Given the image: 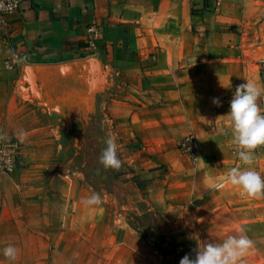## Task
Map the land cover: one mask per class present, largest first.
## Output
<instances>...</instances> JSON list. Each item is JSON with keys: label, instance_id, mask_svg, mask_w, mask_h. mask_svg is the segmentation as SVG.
Returning a JSON list of instances; mask_svg holds the SVG:
<instances>
[{"label": "crops", "instance_id": "crops-1", "mask_svg": "<svg viewBox=\"0 0 264 264\" xmlns=\"http://www.w3.org/2000/svg\"><path fill=\"white\" fill-rule=\"evenodd\" d=\"M216 1L27 0L0 22V135L8 104L21 95L23 68L90 57L115 74L109 112L132 158L129 175L146 179V211L159 210L166 231L140 235L116 219L101 242L114 251L82 252L80 258H90L86 264H179L185 254L194 257L210 203L246 193L231 183L230 170L251 167L264 176V144L244 165L228 115L238 85L249 81L264 89V0ZM7 60L16 64L8 67ZM190 134L196 156L179 148ZM64 179L27 188L20 168L0 171V249H18L15 261L0 251V264H41L47 256L53 264L62 253H43L44 243L54 248L75 239L66 235V213L54 208L59 201L65 208L76 191L73 179ZM104 223L100 216L91 225L101 234ZM47 229L52 233L44 236Z\"/></svg>", "mask_w": 264, "mask_h": 264}, {"label": "rangeland", "instance_id": "rangeland-1", "mask_svg": "<svg viewBox=\"0 0 264 264\" xmlns=\"http://www.w3.org/2000/svg\"><path fill=\"white\" fill-rule=\"evenodd\" d=\"M19 74L24 81L18 87L21 95L8 104L0 141L15 146L17 170L24 172L27 188L40 181L46 184L52 178L64 183V178H72L76 186L65 208L60 201L54 205L56 210L66 213L64 222H70L71 230L66 235L73 234L75 239L54 248L44 243L43 253L53 249L62 253L53 264H86L90 258H80L82 252L114 251L111 245L101 242L104 233L112 232L109 225L116 219L131 223L140 235L166 231L163 214L159 210L146 211V179L129 175L134 170L132 158L116 130L117 120L109 112L117 87L114 72L100 70L89 57L67 59L59 65L27 66ZM21 130L26 133L23 140L18 136ZM109 137H115L117 142V154L122 161L118 170L105 168L99 160ZM93 192L101 195L102 203L85 205L83 199ZM44 207L57 213L49 205ZM205 214L206 219L198 228L197 248L208 242L222 243L230 235H240L243 228L253 246L238 264H264V195L241 192L224 196L221 202L210 203ZM100 216L105 220L101 234L91 225ZM47 221L50 220L44 219V223ZM51 233L47 229L44 236ZM89 237L92 242L83 243ZM34 242H27V254L33 252ZM140 250L146 252V245ZM98 252H94L93 259L98 258ZM41 264H52L50 257H44Z\"/></svg>", "mask_w": 264, "mask_h": 264}, {"label": "clouds", "instance_id": "clouds-1", "mask_svg": "<svg viewBox=\"0 0 264 264\" xmlns=\"http://www.w3.org/2000/svg\"><path fill=\"white\" fill-rule=\"evenodd\" d=\"M258 99L264 101V89L253 82L246 81L236 87L230 102L228 115L232 125V134L235 143L239 146L238 157L244 165H251L254 160V149L264 144V104L258 103ZM213 103H221L219 98H213ZM21 140L26 133L21 130L18 133ZM106 147L102 149L99 157L100 163L105 168L119 169L122 161L118 157V146L115 137H109L105 141ZM229 178L233 185L240 186L248 195H264V176L251 167H234L229 172ZM85 205H100L101 195L93 192L83 199ZM253 246V241L244 233L230 235L222 243L208 242L202 247L194 249L192 254H185L179 264H238L239 259ZM4 257L10 261L17 259L18 249L9 244L0 249Z\"/></svg>", "mask_w": 264, "mask_h": 264}, {"label": "built area", "instance_id": "built-area-1", "mask_svg": "<svg viewBox=\"0 0 264 264\" xmlns=\"http://www.w3.org/2000/svg\"><path fill=\"white\" fill-rule=\"evenodd\" d=\"M27 0H0V22L4 23L6 18L12 14L19 12L22 8V5ZM218 0L216 4H218ZM211 8V7H210ZM91 30H93L91 28ZM91 48H95V40L91 39L89 42ZM5 64L8 67H13L14 60H7ZM180 150L191 154L196 155L197 153V142L196 138L193 135L185 136L179 143ZM18 163V154L16 148L13 144H8L6 142L0 141V171L4 172H13L17 168Z\"/></svg>", "mask_w": 264, "mask_h": 264}]
</instances>
